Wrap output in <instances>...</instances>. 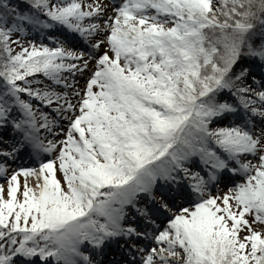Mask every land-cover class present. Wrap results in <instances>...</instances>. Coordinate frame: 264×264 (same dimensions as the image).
I'll list each match as a JSON object with an SVG mask.
<instances>
[{"label":"snow or ice","instance_id":"obj_1","mask_svg":"<svg viewBox=\"0 0 264 264\" xmlns=\"http://www.w3.org/2000/svg\"><path fill=\"white\" fill-rule=\"evenodd\" d=\"M0 264H264V0H0Z\"/></svg>","mask_w":264,"mask_h":264}]
</instances>
